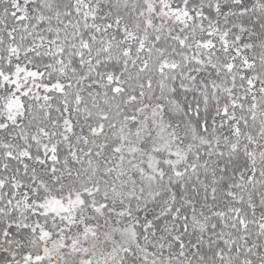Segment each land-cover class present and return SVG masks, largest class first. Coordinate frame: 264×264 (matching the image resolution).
<instances>
[{
    "label": "snow or ice",
    "instance_id": "1",
    "mask_svg": "<svg viewBox=\"0 0 264 264\" xmlns=\"http://www.w3.org/2000/svg\"><path fill=\"white\" fill-rule=\"evenodd\" d=\"M0 264H264V0H0Z\"/></svg>",
    "mask_w": 264,
    "mask_h": 264
}]
</instances>
